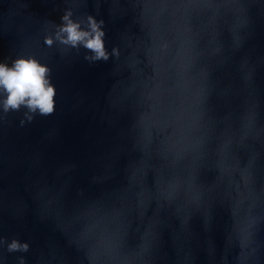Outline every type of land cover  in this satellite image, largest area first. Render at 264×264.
<instances>
[{"label": "water", "instance_id": "obj_1", "mask_svg": "<svg viewBox=\"0 0 264 264\" xmlns=\"http://www.w3.org/2000/svg\"><path fill=\"white\" fill-rule=\"evenodd\" d=\"M33 56L55 110L0 89V264H264V0H0V63Z\"/></svg>", "mask_w": 264, "mask_h": 264}, {"label": "clouds", "instance_id": "obj_2", "mask_svg": "<svg viewBox=\"0 0 264 264\" xmlns=\"http://www.w3.org/2000/svg\"><path fill=\"white\" fill-rule=\"evenodd\" d=\"M63 23L59 27L56 39L61 44L72 47L83 46L93 55L89 59H108V52L104 43V31L100 27L103 21L89 16L88 26L82 27L81 22L73 20L71 13L62 17ZM54 42L52 36L45 39V43L51 46ZM50 69L47 64L42 63L36 57H20L9 66L7 63H0V89L6 93L4 109H19L24 105L29 112H39L41 115H50L55 110L56 88L50 82L48 73ZM31 119V116H29ZM21 245L13 241L11 249H17ZM24 244L23 248L27 249Z\"/></svg>", "mask_w": 264, "mask_h": 264}]
</instances>
